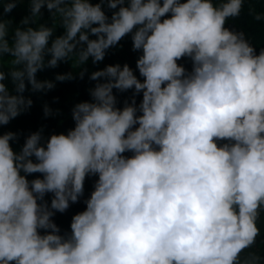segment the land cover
I'll list each match as a JSON object with an SVG mask.
<instances>
[{
  "label": "clouds",
  "instance_id": "9594fccd",
  "mask_svg": "<svg viewBox=\"0 0 264 264\" xmlns=\"http://www.w3.org/2000/svg\"><path fill=\"white\" fill-rule=\"evenodd\" d=\"M242 2L29 0L19 26L0 20V57H11L0 71V125L30 107L25 81L32 91L54 87L39 70L95 64L127 34L143 78L127 64L105 66L90 74L92 102L74 105L67 134L32 132L19 151L15 133L0 135V264H264L241 258L264 211V48L257 54L224 26ZM15 6L4 0L3 12ZM42 7L64 29L50 46L55 29L31 26ZM113 89H133L132 102L117 108ZM32 173L42 178L29 181ZM91 175L85 209L59 234L53 210L77 202Z\"/></svg>",
  "mask_w": 264,
  "mask_h": 264
},
{
  "label": "trees",
  "instance_id": "16d2710c",
  "mask_svg": "<svg viewBox=\"0 0 264 264\" xmlns=\"http://www.w3.org/2000/svg\"><path fill=\"white\" fill-rule=\"evenodd\" d=\"M89 2L95 4L99 3L100 0H89ZM220 2L221 0H213L214 5H218ZM3 3L4 0H0V20L10 21L11 27L19 26L20 21L30 15L29 0H16V6L8 13L3 12ZM102 10L109 17L111 16V12L114 11L107 9L104 5H102ZM257 15H260L262 19H255ZM39 24H44L47 27L55 29L49 39V46L52 39L64 34V29L59 26L58 21L53 23L51 13L43 7L40 10V15L36 18L35 24L31 26L38 27ZM224 26L229 30L242 32L245 40L249 42L258 54L260 49L264 48V0H243L240 14L237 17L228 18ZM10 37L11 33L8 38L10 39ZM89 38L94 39L95 37L90 35ZM139 55V51L132 50L131 34H127L118 41L117 45L107 49L104 58L95 64L92 62L91 57H89L88 61L83 65L73 66V58L72 61L67 59L58 61L55 67H45L43 70H39L36 73V79L50 81L54 87L48 90L32 91L31 86L25 81V91L21 95L31 99L32 103L26 111L11 119L8 124L0 125V135L6 132L15 133L16 139L10 140L9 143L13 151H19L24 139L32 132L40 131L44 140L52 134H67V131L74 127V121L71 116V110L74 105L85 101L92 102L89 89L94 87L97 81L90 80V74L93 71L102 70L105 66L115 64L123 66L127 64L133 70V74L137 76V79L142 81L143 78L139 76L138 70L135 67V61ZM48 58V56H45V60ZM10 62V56L5 55L0 57V71L7 72L11 67ZM177 63L182 65L186 71H191V61L189 58L182 57ZM81 72H83L82 77L80 75ZM67 73L71 74V79L64 81L55 79L57 75ZM2 82L15 94L14 87L9 79ZM113 95L116 98V107L122 108L125 102H132L133 89L122 92L113 89ZM134 99L138 105L142 99V93L135 94ZM45 105L50 110L47 116L44 113ZM123 155L131 156V153L126 152ZM35 178H42V175L40 173L26 175V179L29 181ZM96 179L95 175L86 176L83 183V194L78 198L77 202H70L69 207L63 213L53 210L54 215L51 219L60 229L59 234L63 235L65 232H70L71 217L85 209L86 206L83 201L90 196ZM50 199L51 194H46L44 201L50 204ZM257 227L260 234L257 236L254 244L241 253V258L251 253L264 259V211H261L258 216ZM40 231L43 234V230Z\"/></svg>",
  "mask_w": 264,
  "mask_h": 264
}]
</instances>
